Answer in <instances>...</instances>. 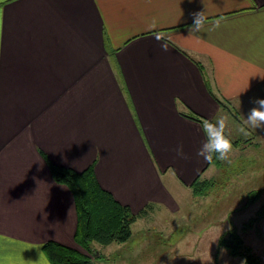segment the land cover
<instances>
[{"label":"crops","instance_id":"obj_1","mask_svg":"<svg viewBox=\"0 0 264 264\" xmlns=\"http://www.w3.org/2000/svg\"><path fill=\"white\" fill-rule=\"evenodd\" d=\"M200 11L219 27L190 32ZM262 87L264 0H0V264H52L48 242L79 249L49 164L92 166L114 200L146 208L133 224L177 210L166 177L190 189L208 172L215 188L219 161L196 155L203 122Z\"/></svg>","mask_w":264,"mask_h":264},{"label":"rangeland","instance_id":"obj_2","mask_svg":"<svg viewBox=\"0 0 264 264\" xmlns=\"http://www.w3.org/2000/svg\"><path fill=\"white\" fill-rule=\"evenodd\" d=\"M254 98H264V87L231 105L223 114L227 118L226 131L233 142V151L228 160H219L211 167L215 177L220 173L215 188L196 195L193 188L180 186L166 177L165 182L178 201L177 210L161 208L150 220L132 223L131 238L123 243L93 242L92 250L100 251V256L83 257L80 252H74L68 259L89 261L85 264H197V260L202 264H215L208 255L221 249L219 264H229L228 255L239 251L246 261L232 257L230 264H256V261L262 264L264 220L257 216L264 205V129H249L247 136L239 131L254 106L251 103ZM205 175L199 180L210 182L204 179ZM232 226L240 242L229 240L226 245L220 244L221 229L229 231Z\"/></svg>","mask_w":264,"mask_h":264},{"label":"trees","instance_id":"obj_3","mask_svg":"<svg viewBox=\"0 0 264 264\" xmlns=\"http://www.w3.org/2000/svg\"><path fill=\"white\" fill-rule=\"evenodd\" d=\"M190 119L198 120L194 114L188 115ZM235 143V142H234ZM215 156L209 163H214ZM219 161V160H218ZM49 170L55 181L66 185L74 198L75 208L77 212V226L74 234L75 242L79 249L85 251L83 254L79 249L70 248L57 243L48 242L43 247L48 260L52 264H85L89 261L68 259L69 255L74 252H80V255L95 256L97 250H92V243L98 242L102 245H109L114 241L125 242L131 238V224L146 213V208L137 214H133L131 210L118 203L113 197L103 190L93 173L92 166L77 172L68 168H62L49 164ZM197 176L190 184L196 195H202L208 192L213 182H205L199 180ZM260 192L256 194L258 196ZM257 198V197H256ZM258 218L264 220V205L259 210ZM247 225H250L249 223ZM246 227V225H244ZM234 226L222 236L220 244L228 241L240 242V238L234 232ZM224 237V238H223ZM228 237L230 239H228ZM231 243V242H230ZM235 253V250L232 249ZM91 254V255H90ZM101 254H99L100 256ZM233 255H243L241 251ZM87 256V257H88ZM257 264V263H256Z\"/></svg>","mask_w":264,"mask_h":264},{"label":"clouds","instance_id":"obj_4","mask_svg":"<svg viewBox=\"0 0 264 264\" xmlns=\"http://www.w3.org/2000/svg\"><path fill=\"white\" fill-rule=\"evenodd\" d=\"M153 25H155V21H153ZM215 27H219V21L214 25H209L208 17L204 15L203 11L192 13V24L189 26L190 32L199 33ZM154 39L160 43L163 51L168 50L165 46L164 38L158 33L154 36ZM251 103L254 106L249 109L243 125L239 129L245 136L250 134L249 129H264V98H254ZM227 127V118L223 116L215 120V122L210 120L204 121L202 130L205 139L197 150L196 155L205 162L211 161L214 156L221 161L228 160L233 151V142L227 134ZM176 155L181 159L189 158L183 151L182 145L177 147Z\"/></svg>","mask_w":264,"mask_h":264},{"label":"water","instance_id":"obj_5","mask_svg":"<svg viewBox=\"0 0 264 264\" xmlns=\"http://www.w3.org/2000/svg\"><path fill=\"white\" fill-rule=\"evenodd\" d=\"M94 255H98V253L96 252Z\"/></svg>","mask_w":264,"mask_h":264}]
</instances>
